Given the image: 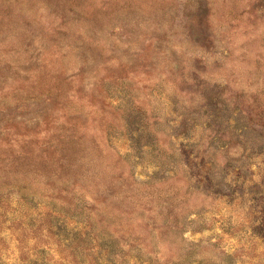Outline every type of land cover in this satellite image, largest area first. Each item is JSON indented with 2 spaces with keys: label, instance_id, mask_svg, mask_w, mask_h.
I'll list each match as a JSON object with an SVG mask.
<instances>
[{
  "label": "rangeland",
  "instance_id": "obj_1",
  "mask_svg": "<svg viewBox=\"0 0 264 264\" xmlns=\"http://www.w3.org/2000/svg\"><path fill=\"white\" fill-rule=\"evenodd\" d=\"M0 264H264V0H0Z\"/></svg>",
  "mask_w": 264,
  "mask_h": 264
}]
</instances>
